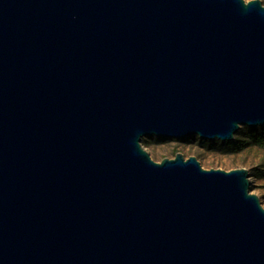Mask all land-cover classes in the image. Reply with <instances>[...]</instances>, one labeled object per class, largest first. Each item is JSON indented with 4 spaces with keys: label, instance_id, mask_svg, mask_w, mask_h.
Returning <instances> with one entry per match:
<instances>
[{
    "label": "water",
    "instance_id": "water-1",
    "mask_svg": "<svg viewBox=\"0 0 264 264\" xmlns=\"http://www.w3.org/2000/svg\"><path fill=\"white\" fill-rule=\"evenodd\" d=\"M263 126L260 0H0V264H264L246 169L141 144Z\"/></svg>",
    "mask_w": 264,
    "mask_h": 264
},
{
    "label": "rangeland",
    "instance_id": "rangeland-1",
    "mask_svg": "<svg viewBox=\"0 0 264 264\" xmlns=\"http://www.w3.org/2000/svg\"><path fill=\"white\" fill-rule=\"evenodd\" d=\"M260 1L264 6V0ZM141 144L150 158L157 163L163 158L172 159L176 153H181L185 159L195 156L205 170L246 169L249 180L254 181L253 193L258 196L264 208V147L250 145L239 152H231L225 146L211 144L210 141L200 140L197 136L184 140L143 137Z\"/></svg>",
    "mask_w": 264,
    "mask_h": 264
},
{
    "label": "trees",
    "instance_id": "trees-1",
    "mask_svg": "<svg viewBox=\"0 0 264 264\" xmlns=\"http://www.w3.org/2000/svg\"><path fill=\"white\" fill-rule=\"evenodd\" d=\"M211 144H220L225 146L231 152H239L250 145L264 147V126L256 129L242 127L234 135L232 141L221 143L215 140L212 141Z\"/></svg>",
    "mask_w": 264,
    "mask_h": 264
}]
</instances>
